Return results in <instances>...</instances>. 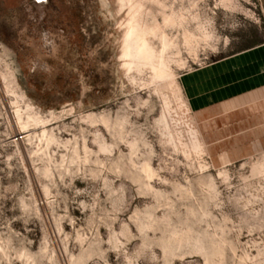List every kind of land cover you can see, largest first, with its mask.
Segmentation results:
<instances>
[{"label": "rangeland", "instance_id": "rangeland-1", "mask_svg": "<svg viewBox=\"0 0 264 264\" xmlns=\"http://www.w3.org/2000/svg\"><path fill=\"white\" fill-rule=\"evenodd\" d=\"M263 42L257 0H0V264H264V146L179 83Z\"/></svg>", "mask_w": 264, "mask_h": 264}, {"label": "crops", "instance_id": "crops-1", "mask_svg": "<svg viewBox=\"0 0 264 264\" xmlns=\"http://www.w3.org/2000/svg\"><path fill=\"white\" fill-rule=\"evenodd\" d=\"M179 83L191 114L223 147L264 146V42L186 71Z\"/></svg>", "mask_w": 264, "mask_h": 264}, {"label": "water", "instance_id": "water-1", "mask_svg": "<svg viewBox=\"0 0 264 264\" xmlns=\"http://www.w3.org/2000/svg\"><path fill=\"white\" fill-rule=\"evenodd\" d=\"M41 1H44V0H38V2H41Z\"/></svg>", "mask_w": 264, "mask_h": 264}, {"label": "bare ground", "instance_id": "bare-ground-1", "mask_svg": "<svg viewBox=\"0 0 264 264\" xmlns=\"http://www.w3.org/2000/svg\"><path fill=\"white\" fill-rule=\"evenodd\" d=\"M23 128H26V126H23Z\"/></svg>", "mask_w": 264, "mask_h": 264}]
</instances>
